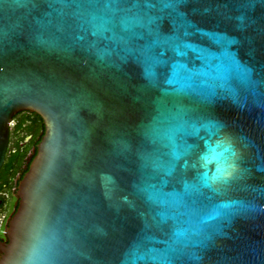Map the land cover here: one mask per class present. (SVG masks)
Here are the masks:
<instances>
[{
    "label": "water",
    "instance_id": "obj_1",
    "mask_svg": "<svg viewBox=\"0 0 264 264\" xmlns=\"http://www.w3.org/2000/svg\"><path fill=\"white\" fill-rule=\"evenodd\" d=\"M22 111L0 264H264V0H0Z\"/></svg>",
    "mask_w": 264,
    "mask_h": 264
},
{
    "label": "trees",
    "instance_id": "obj_2",
    "mask_svg": "<svg viewBox=\"0 0 264 264\" xmlns=\"http://www.w3.org/2000/svg\"><path fill=\"white\" fill-rule=\"evenodd\" d=\"M25 123H31L28 127V132L23 135L20 140L14 141L19 129H22ZM10 133V146L6 153V159L3 166L0 169V187L5 183L9 182L11 175L19 174V180L24 176L25 172L29 169V164L26 162L28 154H32L31 147L23 149L21 142H23L29 133L34 131L37 133L36 139L32 146L36 147L37 143L41 140L42 135L45 131V126L42 117L34 112L25 111L23 117L19 115L14 117V124L11 125ZM36 151L33 152L32 156H35ZM15 183L11 184V187Z\"/></svg>",
    "mask_w": 264,
    "mask_h": 264
},
{
    "label": "flooded vegetation",
    "instance_id": "obj_3",
    "mask_svg": "<svg viewBox=\"0 0 264 264\" xmlns=\"http://www.w3.org/2000/svg\"><path fill=\"white\" fill-rule=\"evenodd\" d=\"M24 112H19L15 116L19 115V117L24 116ZM35 113V112H34ZM14 124V120L13 123ZM31 123H25L22 127V129H19L17 132L16 137L14 138V141L20 140V138L25 135L26 132H28V127L30 126ZM11 133V130H10ZM37 133L34 131L33 133H29L25 140L21 142V146L23 149H27L31 147L32 154L34 151L37 150V146L34 147L32 146L34 143V140L36 139ZM39 143V142H38ZM37 143V144H38ZM36 144V145H37ZM10 146V142H9ZM8 146V148H9ZM32 154H28L26 158L27 164L30 165L31 159L34 157ZM26 173V172H25ZM19 174L16 175H11L9 182H5L1 187H0V256L2 255L1 249L3 248V245L8 242V238L5 235V229L7 228V225L9 224L12 216L14 215L17 207H18V199L16 198L15 194L17 191V187L19 184ZM15 183L14 186L11 187V184Z\"/></svg>",
    "mask_w": 264,
    "mask_h": 264
}]
</instances>
